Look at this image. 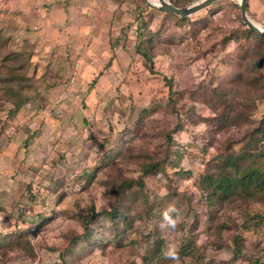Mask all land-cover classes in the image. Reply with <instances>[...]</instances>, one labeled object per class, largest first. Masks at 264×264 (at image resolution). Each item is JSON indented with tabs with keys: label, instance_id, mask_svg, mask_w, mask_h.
<instances>
[{
	"label": "rangeland",
	"instance_id": "rangeland-1",
	"mask_svg": "<svg viewBox=\"0 0 264 264\" xmlns=\"http://www.w3.org/2000/svg\"><path fill=\"white\" fill-rule=\"evenodd\" d=\"M42 4L0 0V76L5 56L30 55L29 104L12 109L0 89V264L264 262V202L216 203L199 188L220 156L254 152L249 136L264 123V76L251 71L239 0H217L185 22L156 0ZM247 16L264 28V0H248ZM139 27L152 67L136 52ZM168 134L164 170L142 191L121 186L143 162L164 159ZM117 204L124 219L99 217L90 241H72L90 206ZM169 245L178 259L165 257Z\"/></svg>",
	"mask_w": 264,
	"mask_h": 264
},
{
	"label": "trees",
	"instance_id": "trees-1",
	"mask_svg": "<svg viewBox=\"0 0 264 264\" xmlns=\"http://www.w3.org/2000/svg\"><path fill=\"white\" fill-rule=\"evenodd\" d=\"M174 7H185L193 0H167ZM217 1V0H216ZM248 5V0H246ZM148 7V5H146ZM163 12V11H160ZM166 13V12H165ZM175 17L172 14H169ZM241 18V17H240ZM180 21H188V19L177 18ZM242 21V20H241ZM245 26V25H244ZM246 27V26H245ZM137 38L135 40L136 52L140 54L145 60L150 63L152 67V55L150 53V37H145L143 27L137 28ZM243 33L251 39L253 45L250 49V58L252 67L251 71L255 74H261L264 76V36L257 34L247 28L243 30ZM233 36H227L225 41L232 39ZM25 58L23 52H12L3 58V62H7L5 68H7L6 75L0 76V86L3 85L2 93L8 103L11 104L12 109L18 110L25 104H29L30 98L26 95L27 85L29 83V77L26 73V65L30 58ZM21 61L18 66L12 64L13 61ZM166 79V78H164ZM257 80H260L256 76ZM258 82V81H257ZM259 83V82H258ZM170 84V82H167ZM170 86V85H169ZM259 90L264 91V84L259 83ZM170 91H171V87ZM223 95L219 94L221 99ZM225 101H223V104ZM256 134L249 136L247 145L254 149V152L249 153L243 151L240 153L230 152L217 158L213 165L206 169L205 174L201 179L199 188L203 195L208 199H214L216 203L224 204L232 199L239 198H254L264 202V147L258 148V141L263 139L264 141V123L260 122L256 128ZM167 149L164 159L157 161H145L140 165V175L136 180H123L121 186H132L137 183L140 190L145 188V179L153 172H161L164 170L165 163L169 160L171 151L169 150L172 142L170 134L166 137ZM119 186L114 190L115 197L119 200V195L122 187ZM144 201V195L141 198ZM117 205L113 206L110 210H101L97 212L93 206L89 207L88 213L82 217L81 224L83 233L80 237L75 238L72 241L77 240H91L93 230L91 224L99 217L104 218L110 225H115L121 219L125 218V214L121 208ZM238 238L235 236L233 242L236 245V253L239 252ZM253 264H264V262L255 261Z\"/></svg>",
	"mask_w": 264,
	"mask_h": 264
},
{
	"label": "water",
	"instance_id": "water-1",
	"mask_svg": "<svg viewBox=\"0 0 264 264\" xmlns=\"http://www.w3.org/2000/svg\"><path fill=\"white\" fill-rule=\"evenodd\" d=\"M155 7L160 11L173 14L179 18L187 19L191 15L211 6L216 0H199L196 3L185 7H174L167 0H156ZM240 17L247 29L264 36V28L253 23L247 16V2L246 0H239Z\"/></svg>",
	"mask_w": 264,
	"mask_h": 264
},
{
	"label": "clouds",
	"instance_id": "clouds-1",
	"mask_svg": "<svg viewBox=\"0 0 264 264\" xmlns=\"http://www.w3.org/2000/svg\"><path fill=\"white\" fill-rule=\"evenodd\" d=\"M168 209H169V211L175 210L174 207H169ZM164 218L171 227L174 228L176 226V220H174L172 218V216H170L168 214V211H165ZM164 255L166 258L178 259L175 245H169V247H168L167 251L164 253Z\"/></svg>",
	"mask_w": 264,
	"mask_h": 264
},
{
	"label": "crops",
	"instance_id": "crops-1",
	"mask_svg": "<svg viewBox=\"0 0 264 264\" xmlns=\"http://www.w3.org/2000/svg\"><path fill=\"white\" fill-rule=\"evenodd\" d=\"M29 2H38V4H40V5H43L42 3H45V2H47V1H54V0H28ZM9 2V1H8ZM14 2H9L8 3V5L10 6V7H13V6H16V8H20V7H22V8H25L26 6H27V3L26 2H23V4H13Z\"/></svg>",
	"mask_w": 264,
	"mask_h": 264
}]
</instances>
